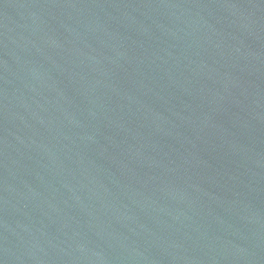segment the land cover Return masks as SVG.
<instances>
[{
	"label": "water",
	"instance_id": "1",
	"mask_svg": "<svg viewBox=\"0 0 264 264\" xmlns=\"http://www.w3.org/2000/svg\"><path fill=\"white\" fill-rule=\"evenodd\" d=\"M0 264H264V0H0Z\"/></svg>",
	"mask_w": 264,
	"mask_h": 264
}]
</instances>
